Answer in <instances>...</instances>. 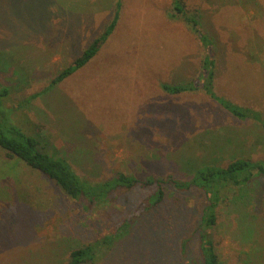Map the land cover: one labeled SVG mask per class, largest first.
Segmentation results:
<instances>
[{
	"label": "rangeland",
	"instance_id": "374dc122",
	"mask_svg": "<svg viewBox=\"0 0 264 264\" xmlns=\"http://www.w3.org/2000/svg\"><path fill=\"white\" fill-rule=\"evenodd\" d=\"M118 1L117 26L100 51L44 93L104 32ZM183 1L198 10L201 32L215 44L216 93L264 118V0ZM173 12V0H0L5 106L16 109L14 119L26 132L48 141L92 182L118 173L184 178L205 164L264 160L258 123L236 119L202 91L162 90L163 83L195 79L206 54ZM21 171L0 161V264H65L72 250L109 233L120 219L70 200L44 175ZM8 175L21 184L4 181ZM262 183L219 208L214 239L223 264H264ZM167 192L99 264H193L195 241L186 254L183 241L200 221L201 200Z\"/></svg>",
	"mask_w": 264,
	"mask_h": 264
},
{
	"label": "trees",
	"instance_id": "16d2710c",
	"mask_svg": "<svg viewBox=\"0 0 264 264\" xmlns=\"http://www.w3.org/2000/svg\"><path fill=\"white\" fill-rule=\"evenodd\" d=\"M121 6V2L118 1L114 17L104 32L94 39L70 66L63 69L51 81L49 88L43 91L44 93L72 76L95 57L114 32ZM173 10L171 17L185 23L199 37L206 54L195 79L176 84L163 83L162 90L171 95L202 91L236 119L253 121L264 128L262 113L235 104L216 93L215 44L201 32L198 10L187 9L183 0H173ZM43 92L31 95L27 103L44 94ZM8 96L9 89L0 84V151L7 157L0 161L11 162L14 167L22 169L21 174L24 176L38 178L44 175L67 198L82 203L88 209L107 208L120 216L119 221L109 233L72 250L65 264L102 262L118 243L130 235L134 223L142 214L153 211L164 202L168 189L176 194L192 192L201 200L200 221L193 226L191 236L184 239L183 252L187 253L190 245L188 243L194 240L197 259L193 260V264H223L214 239L219 208L227 206L236 193L257 180H263L262 189L264 190V160L238 158L230 161L226 166L205 164L196 167L190 176L184 178L176 177L171 173L161 176L148 175L143 178L118 173L112 178L92 182L79 176L68 160L55 148L50 147L48 141L26 132L16 122L14 119L16 109L5 106ZM9 177L11 176H4L3 180L12 179L15 185L21 184L19 176L16 179V176ZM18 199L24 201L19 196ZM175 203L178 204L179 199ZM134 206L139 207L138 210L134 211Z\"/></svg>",
	"mask_w": 264,
	"mask_h": 264
}]
</instances>
